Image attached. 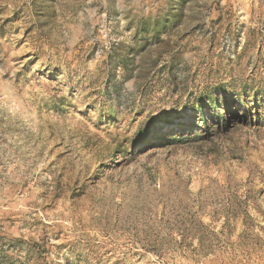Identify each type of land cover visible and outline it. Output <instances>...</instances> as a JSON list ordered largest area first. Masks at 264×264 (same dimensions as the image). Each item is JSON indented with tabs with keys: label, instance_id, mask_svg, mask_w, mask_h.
<instances>
[{
	"label": "rangeland",
	"instance_id": "obj_1",
	"mask_svg": "<svg viewBox=\"0 0 264 264\" xmlns=\"http://www.w3.org/2000/svg\"><path fill=\"white\" fill-rule=\"evenodd\" d=\"M0 264H264V0H0Z\"/></svg>",
	"mask_w": 264,
	"mask_h": 264
},
{
	"label": "clouds",
	"instance_id": "obj_2",
	"mask_svg": "<svg viewBox=\"0 0 264 264\" xmlns=\"http://www.w3.org/2000/svg\"><path fill=\"white\" fill-rule=\"evenodd\" d=\"M85 34L86 33L83 31L82 28H78L75 25H68L67 30H65L63 34V40L68 47H72L75 43H78L79 40L83 38ZM124 87L128 91L134 90V88L132 87V81H128L127 83H125ZM11 110L15 114L20 112L21 108L19 105H13Z\"/></svg>",
	"mask_w": 264,
	"mask_h": 264
},
{
	"label": "trees",
	"instance_id": "obj_3",
	"mask_svg": "<svg viewBox=\"0 0 264 264\" xmlns=\"http://www.w3.org/2000/svg\"><path fill=\"white\" fill-rule=\"evenodd\" d=\"M206 129H207V131H208V133L211 135L212 134V132H211V130H210V128L209 127H206ZM192 135V133H189V132H184V133H182V134H180V135H177V136H171L170 137V141H173V142H179V141H182V140H184L186 137H188V136H191Z\"/></svg>",
	"mask_w": 264,
	"mask_h": 264
}]
</instances>
